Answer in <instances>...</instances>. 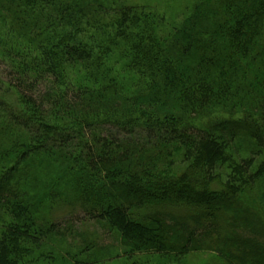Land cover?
<instances>
[{
    "label": "trees",
    "instance_id": "16d2710c",
    "mask_svg": "<svg viewBox=\"0 0 264 264\" xmlns=\"http://www.w3.org/2000/svg\"><path fill=\"white\" fill-rule=\"evenodd\" d=\"M38 156L72 197L39 198ZM263 183L264 0H193L174 29L122 0H0V264L59 234V205L122 264H264Z\"/></svg>",
    "mask_w": 264,
    "mask_h": 264
},
{
    "label": "rangeland",
    "instance_id": "374dc122",
    "mask_svg": "<svg viewBox=\"0 0 264 264\" xmlns=\"http://www.w3.org/2000/svg\"><path fill=\"white\" fill-rule=\"evenodd\" d=\"M129 5H146L156 9L164 17V23H167L169 29L177 28L187 16L193 0H122ZM120 53V52H115ZM112 62H105L114 67L115 70H121V61L113 56ZM213 118L229 119L226 112L216 111ZM239 117V116H238ZM206 120L198 122L196 125H202ZM36 165L32 166L35 171V178L39 186L36 192L39 198L48 191L51 186H55L57 192L67 200L72 197L75 178L64 169L60 171L46 157L38 156L34 158ZM264 184V183H263ZM35 191V187L31 185ZM264 197V186L259 192ZM264 205V199L261 200ZM258 206V204H256ZM40 212L44 215V211ZM79 208L73 210L67 207H56L48 214V220H52L60 227V233L51 235L42 245V247L32 254L27 264H122L123 260L117 259V255L122 253L123 245L118 236L109 232L104 224L88 220L85 215L79 213ZM262 212V213H261ZM259 218L264 223V209L259 210ZM93 244V248H91ZM90 248L87 249L85 246ZM121 261V262H120ZM178 264H225L222 260L216 258L212 253L198 252L189 255L183 262Z\"/></svg>",
    "mask_w": 264,
    "mask_h": 264
}]
</instances>
